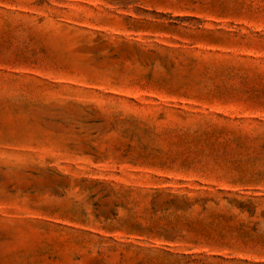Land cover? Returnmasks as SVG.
I'll return each instance as SVG.
<instances>
[{"label":"rangeland","instance_id":"374dc122","mask_svg":"<svg viewBox=\"0 0 264 264\" xmlns=\"http://www.w3.org/2000/svg\"><path fill=\"white\" fill-rule=\"evenodd\" d=\"M0 264H264V0H0Z\"/></svg>","mask_w":264,"mask_h":264}]
</instances>
